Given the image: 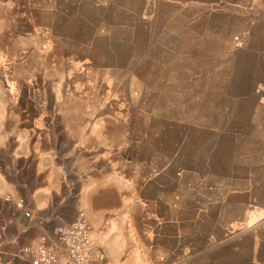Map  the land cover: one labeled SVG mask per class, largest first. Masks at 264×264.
<instances>
[{"label": "rangeland", "instance_id": "obj_1", "mask_svg": "<svg viewBox=\"0 0 264 264\" xmlns=\"http://www.w3.org/2000/svg\"><path fill=\"white\" fill-rule=\"evenodd\" d=\"M3 123L73 153L52 244L83 212L103 264L173 245L154 240L147 215L165 166L171 206L202 205L201 220L181 221L187 264H226L228 234L235 264H250L245 204L264 206V0H0Z\"/></svg>", "mask_w": 264, "mask_h": 264}, {"label": "crops", "instance_id": "obj_2", "mask_svg": "<svg viewBox=\"0 0 264 264\" xmlns=\"http://www.w3.org/2000/svg\"><path fill=\"white\" fill-rule=\"evenodd\" d=\"M98 129V133H101ZM100 156L106 155L100 152ZM73 156L72 152L60 151L57 147H46L42 144H32L27 134H12L10 128L4 123L0 126V262L2 264H29V260L21 256L22 249L37 243L43 237L49 238L53 233V223L58 224L63 216L58 213L57 206L67 204L70 198L68 190L67 167L63 159L68 160ZM67 165V164H66ZM169 167L156 168L152 178L153 188L157 195L148 200L147 215L153 223L152 235L154 240L163 236L167 241H174L161 248L154 244L146 251V256L124 259L119 251L110 252L114 256L116 264H187V234L181 232V221L201 220L202 205L197 201L194 206L187 207L186 198L184 203L177 207L171 206L165 196V182L162 175ZM31 175V181H27V175ZM121 178V177H120ZM89 186H91L89 184ZM163 189V190H161ZM90 190L87 191L86 206L91 207L89 202ZM162 193V194H161ZM10 196L11 201L6 197ZM20 198L27 200V209L32 215L31 220L23 217L20 209H16V202ZM87 201V202H86ZM227 205L229 202H226ZM231 207H234L233 202ZM247 210V225L242 237L250 236L253 241L250 264H264L262 256L264 249V206L257 203L245 204ZM16 209V210H15ZM187 211L193 215L189 216ZM93 228L92 238L94 250L99 251L101 245L99 224L91 218ZM178 225V227L176 226ZM174 226L175 232L168 233V228ZM226 237V246L230 247V260L226 264H235V240ZM215 246V251L218 249ZM201 251L199 248L198 251ZM244 251V249H243ZM138 252V251H137ZM144 252V251H143ZM160 253L165 255L162 256Z\"/></svg>", "mask_w": 264, "mask_h": 264}, {"label": "built area", "instance_id": "obj_3", "mask_svg": "<svg viewBox=\"0 0 264 264\" xmlns=\"http://www.w3.org/2000/svg\"><path fill=\"white\" fill-rule=\"evenodd\" d=\"M18 206L25 208L24 199L18 200ZM26 218L31 213L25 210ZM57 244L46 238L22 249L21 256L29 260V264H103L104 253L97 255L94 250L92 232L86 215L80 212L70 225L60 227L56 231ZM0 264H2L0 262Z\"/></svg>", "mask_w": 264, "mask_h": 264}]
</instances>
